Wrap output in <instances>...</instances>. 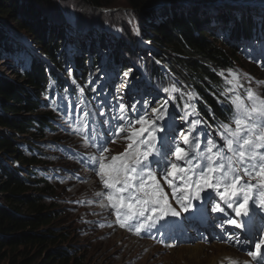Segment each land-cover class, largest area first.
Here are the masks:
<instances>
[{"label":"rangeland","instance_id":"374dc122","mask_svg":"<svg viewBox=\"0 0 264 264\" xmlns=\"http://www.w3.org/2000/svg\"><path fill=\"white\" fill-rule=\"evenodd\" d=\"M23 1L31 4L30 0ZM45 1L47 5H42L43 9L40 14H37L38 16H36V18L33 17L34 13L27 14L24 11L26 9H24L23 6H21L20 10L15 13L16 15L19 13L22 14H19L20 16L15 18L14 8L10 7L8 1L5 2V0H0V14H7L6 16L0 15V80H3L4 82L7 81L8 84L23 86L25 91L29 92L31 86L23 80V70L18 69L16 66L24 64L27 68H30L31 63L34 60L48 63L47 59H36V55H38L36 50L41 47L38 45L36 46L32 34L29 32V35L26 32L31 29L28 27L30 26L29 23H33V27L36 26L38 31L42 34L53 25L54 29L51 31L53 34L49 36L57 39L58 35H60L61 39L63 38L62 44L65 45L64 42H66L67 46L72 48L70 49L67 47L68 49H66L64 46L61 47L63 50L66 49L64 55L65 57L68 56L67 59L71 65L68 69L71 72H73V69L78 72L76 64L72 58V50H82L83 52L81 53V56H85L88 52L86 49L81 48L83 45H73V40L85 43L88 48L92 46L90 43L93 41H99L101 43V46L98 48L92 47L91 49L100 52L101 66H104L102 70L103 74H106L110 70L107 61L110 58L111 52L114 51H112L113 47L116 49L118 44L123 48L135 46L133 51H136L137 53L141 52L148 56L146 61L142 62L143 60L140 59V61L137 62L129 59L126 56L127 54L122 52V54L131 61L133 66L138 67L133 78L139 77V79L127 89L121 88L120 91L117 92L116 89L120 87V83H117L122 80L123 76H120L119 74L114 79L109 77L103 87L99 88L100 84L97 85L98 87L95 93H92L88 98L84 96L83 91L84 88L91 84L90 82L85 85V82L82 83L80 81V76L77 72H74L75 76L69 75L67 77L63 73L54 70V67L48 64L49 68L53 69L54 73L57 74L65 85L64 90L61 91L59 86H57L55 82H52L53 86H55V89L58 91L53 98V104L45 107L39 106L36 110L38 113L50 112L52 129L44 128L42 130L37 128L39 131L32 129L29 135L20 136L21 138L19 137V139L21 140H18L19 142H24L25 140L31 142L34 150L32 149L29 151L24 148L22 150L23 154H29L30 157L33 156L32 154H35L33 159L38 160L39 163L34 164L33 167L29 166L23 168L21 163L16 160L14 165H12L13 162L11 161L8 166H17L21 168L23 174L27 170L34 171L39 185L36 186L35 184H30L29 187H45L47 193L45 194L42 192V195L45 197V203L53 206V209H57L59 213L58 220L55 221L57 231L64 233L65 237L68 239L64 246H67L70 251L78 254L80 259L79 264H233L232 262L234 261L231 263L228 261L225 263L212 262V258H214V248H212V246L215 245V243H209V245H197L194 243L198 240L195 234L202 233V228L199 229L198 227L197 232H192V229L194 230L196 226L186 228L185 231L187 233L180 235V238L186 236L189 238L191 236L194 241L185 242L190 243V245L178 244L175 247H166L165 245L167 243H172L173 241H170V239L167 240L166 236L161 237L158 235L155 228L152 229L151 233L142 232V235L137 236L138 240L134 238L130 239V234L117 227L118 224L116 222L115 224L111 219L107 206L104 207L107 202L105 197L97 196L98 198H96L95 201L90 202L87 198L95 196V184L90 186H83L81 184H89L94 181L100 183V181L97 179L95 172L90 171L91 165L85 164L83 161L90 159L97 155V153L96 149L91 144L86 145L84 143L83 133L76 131V129L81 128L80 121L82 116L79 113L69 112L67 106L77 99H84L86 105L84 110L89 111L92 114L90 115L89 120L96 122L98 125L99 121L105 119L111 120V118L116 115L114 106L116 105L119 96L122 95L125 100H127L129 96L136 95L143 100L147 95L152 101L149 107H157L159 106L158 101L162 102V100L169 99L168 95L162 91L163 87L171 88V86H174L175 84L179 91L171 94L173 99L169 101V112L176 117V124L174 127L177 129H186L188 125L183 124L180 120V117L184 115L174 105V101L178 96L182 99H180V101L183 102L184 105H191L192 103L196 104L199 96L195 93L192 82L196 80V77L194 75H189V82L185 81L184 83L181 80V77L188 75L187 70L185 69V71H182L181 67L176 64H174L173 69L175 75H169L168 67L162 65L157 60L158 58H164L166 60L168 57L169 59L167 60L173 61L171 59L173 54H170L171 56L166 54L165 52H167V49L163 44H161L159 48L151 43L148 38L143 36L144 31L148 32V37H152L151 28L149 26L151 21L158 23L159 18L161 19L164 15H167L168 17L174 15L176 17H190L188 11L198 10L199 8H201V11L202 9L207 10V12L203 11L201 13L199 12L200 10H198V12L196 11L197 17H205L204 19L212 18L219 12H231L230 16L233 19H237V21L238 19L241 20V17H244L243 19H245L246 16L251 17L253 20L261 21L264 16V7H258L254 4L264 3V0H244L246 2L243 4L223 3V5H211L207 8L193 5L192 2L194 0H188L185 1L186 4L151 8L145 10L144 13L133 10L128 4V0H102L104 3H109L103 5L102 8L91 6L86 0ZM170 1L182 0H159L158 2L164 5L168 4ZM148 13H151V15L147 16L146 14ZM165 18L167 17L165 16ZM19 21H22L23 24ZM211 26L214 27L216 32H218L216 34L220 39L218 40V43L223 45L224 49H227L228 47L233 48L236 55V60L234 61L235 63L231 70L217 68L219 69L218 78L232 87L234 90L232 94H238L241 90V98L245 99V102H247L246 94L249 90L260 95L261 98H264V61H262V58L258 55L254 60V56L250 54L248 48L241 43L231 42L229 46H225L223 44V39H226V37L225 35H222V30L216 29V25L211 24ZM137 29L139 30V35L136 34ZM4 37L5 39L3 40ZM5 44H11V46L9 45L8 47H5L9 49L10 52L4 49ZM102 47H109V49L107 48V50H103ZM14 48H17V50L14 51ZM155 51H157L158 55L155 54ZM9 53H13V56ZM16 56L19 59L17 62H20L18 65H15L14 63V58ZM152 62L161 69V74L167 78V83L165 85L160 86V82L150 75L148 69H150ZM252 66L254 67V70L250 69ZM230 72L237 74L238 80H233L232 75L229 74ZM68 73L70 74L69 71ZM176 74H180V78L179 75ZM73 80H75V83H73ZM144 83L146 84V88L145 91L142 92L141 88L145 87ZM179 84H181V86ZM134 87H137L138 90L134 91ZM31 92L33 93V91ZM75 93H77L78 97L75 96ZM188 93H195L197 96V98L192 99V103H190L191 101H188ZM218 93L222 95V92L218 91ZM100 111H104L105 116H100ZM188 111H191V108H189ZM5 114L10 116L9 113ZM14 115L22 118L27 116L22 110H17ZM194 118V116L193 118L188 117V119L185 117L189 122ZM169 123L171 122L169 121ZM202 127V124L198 126L197 131H202ZM4 130V132L10 133L8 129ZM210 133L212 138L215 139L218 144L223 143L218 134L212 133L211 131ZM13 142L14 146H16V139ZM27 142L25 144H27ZM205 146L202 137L201 149L203 150ZM126 147L127 142L123 139H119L115 143L108 144L109 151L106 155L109 157L118 155L124 152ZM81 174H88V176L83 180ZM157 178L161 180V184L165 191L170 193L171 190L168 189L166 184H164L161 177L158 175ZM77 184L81 186H78ZM46 186L49 187V191L46 189ZM97 188L99 190L101 185ZM81 196H83L82 198L84 201L78 200V197ZM0 202L4 203L1 196ZM171 202L175 206L174 201ZM194 203L199 204V202ZM207 213L210 216H215V213L210 210ZM113 217L116 218L115 214ZM168 219L172 220L173 218L170 217ZM158 227L159 225H157V228ZM217 228L219 227H217V223L214 221L208 229H206L204 234H208L211 231L214 232V234H217ZM105 229H111L112 235H115L111 238L109 233H103ZM118 232L123 235L119 237ZM178 232L181 233L182 230L179 229ZM125 236L130 240H136V242L134 241L135 246H139V250H141L140 253L137 252L133 255L135 258L129 263L128 260L130 259V256H124L121 258L120 251L116 249L119 248L116 247V245H119L121 238H124ZM208 237H210V235H208ZM176 238L178 237L176 236ZM261 238H264V234L260 236L259 239ZM161 239L164 240V243L160 242ZM241 240H244V238H241ZM225 244L226 242L217 245L224 246ZM234 245L235 244L231 243L230 246L226 245L227 247L224 248L226 250L230 249L239 254L243 258V263L241 262L240 264H264V260L258 258L257 261H253L247 254L249 249L253 251L255 250L254 244H251L250 246H244V244L242 248ZM196 246H199L200 248ZM228 247L229 249H227ZM261 254L264 255V247L261 249Z\"/></svg>","mask_w":264,"mask_h":264},{"label":"snow or ice","instance_id":"6c2138e0","mask_svg":"<svg viewBox=\"0 0 264 264\" xmlns=\"http://www.w3.org/2000/svg\"><path fill=\"white\" fill-rule=\"evenodd\" d=\"M136 34L139 35L138 29ZM130 71L123 73L117 92L128 87ZM229 74L238 80L237 74ZM162 91L169 99L158 101L159 106L151 108L152 101L147 95L143 100L136 95L127 100L119 96L116 115L111 120L99 121L98 125L89 123L92 114L84 110V99L67 106L69 112L82 116L81 128L76 131L83 133L86 145L96 149L97 155L83 162L91 165L90 171L95 172L106 190L97 195L107 199L118 226L137 236L155 228L161 237H172L181 221L168 218H181L190 211L199 212L201 217L209 210L222 214L217 224L224 232L222 242L240 247L254 244L255 250L249 249L247 254L253 261L264 260L261 254L264 238L255 239L256 232L250 223L254 215H259L257 209L264 212V98L251 90L246 94L247 102L233 96L229 101L232 105L229 122L219 125L222 131L217 134L223 143L218 144L210 132L197 131L204 121L190 104L184 105V116L180 117L188 127H174L176 117L169 112V101L179 89L172 86ZM195 98V93H188V100ZM99 115L105 116V112L100 111ZM193 116L190 122L185 119ZM202 137L206 145L203 150ZM119 139L127 142L124 152L106 155L108 144ZM158 175L170 193L165 191ZM226 226L240 233L250 232L252 238L241 240L240 233L225 232Z\"/></svg>","mask_w":264,"mask_h":264},{"label":"trees","instance_id":"16d2710c","mask_svg":"<svg viewBox=\"0 0 264 264\" xmlns=\"http://www.w3.org/2000/svg\"><path fill=\"white\" fill-rule=\"evenodd\" d=\"M7 1L10 7L14 8L15 18L20 16L19 14H22H15L16 11L20 10L21 6L26 9L24 11L27 14L34 13L33 17L36 18L37 14H40L43 9L42 5H47L45 0H30L31 4L25 3L23 0H5V2ZM86 1L96 8H102L103 5L109 4L104 3L102 0ZM158 1L128 0V4L133 10L144 13L145 10L151 9ZM207 7L205 6V8ZM198 10H200V13L203 11L207 12L204 9L201 11V8ZM198 10L188 11L190 17H176L174 15L171 18L164 15L161 19L159 18L158 23L151 21L149 26L152 37H148L147 31H144L143 36L159 48L163 44L167 49L165 53L169 54V56L173 54L171 58L173 61L167 60L169 59L168 57L167 61L164 58H158L157 60L162 65L168 67L169 74L175 75L173 69L174 64H176L181 67L182 71L187 70L188 75L181 77L182 80H189V75L196 77V80L192 81L193 88L201 99L196 103V111L212 128H216L219 120H225V117L228 116L226 111H222L218 100L224 99L223 105L229 107V101L232 99V88L218 78V70H231L234 66L236 55L233 48L228 47L224 49V46L218 43V40H220L216 35L218 32L215 31L211 24L216 25V29L222 30V35L226 37V39H223L225 46H229L233 41V36H237L238 34L243 35L247 43L253 39L256 41V44L258 43V51H264V16L261 21L253 20L249 16H246L245 19L241 17V20L235 21L230 16L231 12H219L212 18L204 19L205 17H197L196 11L198 12ZM0 15L6 16L7 14ZM146 15L149 16L151 13ZM19 22L23 24L22 21ZM29 24L30 26L28 27L31 29L26 32L28 34L30 32L35 45L41 47L36 50L39 54V57L36 59H47L48 62L57 63L58 66L55 70L64 72L68 66V62L63 59L64 51L70 47L67 46L66 42H64L65 45L62 44L63 38L61 39L60 35H58L57 39L49 36L53 34L51 33L54 29L53 25L42 34L36 26L33 27V23ZM231 28L234 30H231ZM233 31L235 32L232 34ZM256 33L258 35L253 36ZM72 43L76 46L83 45L81 48L89 51L85 55L86 58L84 60H88V64L92 61L93 66L96 67L92 71L98 70L101 60L100 52L93 51L91 48H98L101 46V43L93 41L90 43L92 45L90 48L81 41L73 40ZM9 45L11 46V44H5L4 49L10 51L5 48ZM62 46L66 49H61ZM134 47L123 48L118 44L116 49L114 47L112 49L114 51L111 52L110 59L114 60V68L118 67L121 74L131 69L129 75H133L134 68L128 58L136 61H140V59L143 61L147 60L148 56L141 52L137 53L133 51ZM17 48H14V51ZM107 48L109 49V47H102L103 50H107ZM72 51L74 54L76 53L75 49ZM82 52L81 50L79 60L81 59ZM122 52L127 54L128 58ZM155 54L158 55L157 51H155ZM151 65L150 75L160 82V86L165 85L167 78L161 75V69L154 62ZM250 69L254 70V67L252 66ZM39 71L41 70L38 68H34L33 70L26 68V71L22 73V77L24 76L23 80L31 86L29 92L25 91L23 86L8 84L7 81L0 80V196L4 201V203L0 202V264H79L80 259L78 254L70 251L67 246H64L68 241L65 234L57 231L55 221L58 220L59 213L57 209H53V206L45 203V197L42 195V192L47 193L45 187H29L30 184L39 185L34 171L27 170L23 174L21 168L8 166L11 161H13L12 165H14L16 160L21 163L23 168H27L29 165L33 167L34 163H39L38 160L33 159L34 157L31 158L29 155L23 154V149H19L24 145H28L25 150L30 151L34 149L31 142H27V140L22 142L24 144L19 142L18 140H21L19 137L29 135L32 129L39 131V129L48 128L49 120L47 113H38L36 111L43 104V101H38V90L42 87L40 89L41 95L47 94V85L51 84V82L65 87L53 69L50 70L47 76L39 73ZM86 72V68L81 67L82 75L80 77H84ZM50 78H56L58 81H51ZM161 80L164 81L161 82ZM164 82L166 83L164 84ZM142 89L144 91V88ZM218 91L222 92L224 96L219 94ZM236 95L242 97L241 90ZM177 99L178 105L184 104L180 101L179 97ZM197 107L200 109L198 110ZM17 110H22L27 116L23 118L17 117L14 115ZM5 113H9L10 116H7ZM4 129H8L10 133L4 132ZM15 139L17 141L16 146H14L13 142ZM26 142L27 144H25ZM46 189L49 191L48 186H46Z\"/></svg>","mask_w":264,"mask_h":264},{"label":"bare ground","instance_id":"6f19581e","mask_svg":"<svg viewBox=\"0 0 264 264\" xmlns=\"http://www.w3.org/2000/svg\"><path fill=\"white\" fill-rule=\"evenodd\" d=\"M236 4V3H235ZM214 6H216L217 4H213ZM223 5V4H222ZM206 6H211V5H206ZM264 6V5H263ZM262 6V7H263ZM199 7V6H198ZM202 7V6H201ZM203 7H205V6H203ZM235 21H237V19H234ZM250 23H252V22H250ZM258 23V22H257ZM256 23V24H257ZM257 26V25H256ZM253 27H254V25H253ZM264 27V26H263ZM256 29H257V27H256ZM231 30H234L233 28H231ZM239 30H241V29H239ZM250 31V30H249ZM252 31V30H251ZM263 31V30H262ZM235 31H233L232 32V34L234 33ZM257 32V31H256ZM253 35V34H252ZM256 35H258L257 33L255 34V35H253V36H256ZM259 36H260V34H259ZM219 39V38H218ZM249 41V40H248ZM232 43H241V44H243L244 46H246L247 48H248V50H249V52H250V54H252L253 56H254V54L258 51V47H257V44H256V42L252 39L251 40V42H246V39H245V37L243 36V35H238L237 34V36H233V41H232ZM10 52V51H9ZM87 53H89V51L87 52ZM9 54H11V53H9ZM90 54L93 56V54L90 52ZM12 56H13V53L11 54ZM86 55V54H85ZM37 57H39V54L38 55H36V58ZM14 58V57H13ZM80 58V57H79ZM86 58V56H81V59L80 60H78V61H74V63L76 64V68L78 69V71H79V69L81 68V67H83V66H86V64L88 65V60H84ZM63 59H65L67 62H68V59L67 58H65L64 56H63ZM19 59H18V57L16 56L15 58H14V63H15V65H18V63H20V62H17ZM81 60H83V62H81ZM48 62V61H47ZM142 62H144V61H142ZM91 63H92V61H91ZM48 64H50V66H53L54 67V70L57 68V63H53V62H48V63H42V62H39V61H36V60H34L32 63H31V66H30V69L31 70H33L34 68H38L39 70H41V71H39V73H43V74H45V76H47V75H49V73H50V70H51V68H49V65ZM149 64V63H148ZM69 66H71L70 65V63L68 62V66H67V68L64 70V72H62V71H59V72H61V73H63L64 75H74V72H77V70H74L73 69V72H71L68 68H69ZM152 66V65H151ZM18 69H21V70H23V72H25L26 71V66L24 65V64H22V65H18V66H16ZM151 68V67H150ZM163 68V67H162ZM149 70V69H148ZM226 70V69H225ZM68 71L70 72V74L68 73ZM149 71H151V69L149 70ZM31 72V71H30ZM38 72V71H37ZM78 73V72H77ZM83 73V72H82ZM160 73H162V72H160ZM43 74H42V76H43ZM153 75V74H152ZM157 75V74H156ZM162 75V74H161ZM170 75V74H169ZM179 75V77L181 76L180 74H178ZM67 76V77H68ZM75 76V75H74ZM123 76V75H122ZM40 77V76H39ZM50 77V76H49ZM170 77V76H169ZM51 79V81H58L56 78H50ZM162 79V78H161ZM184 79V78H183ZM182 80V79H181ZM162 81H164V80H161V82ZM169 81V80H168ZM184 83H185V81L184 80H182ZM188 82H189V80H187ZM171 82V81H170ZM177 82V81H176ZM166 82H164V84H165ZM172 83V82H171ZM175 83V82H174ZM173 83V84H174ZM51 84H53L52 82H51ZM154 84V83H153ZM172 84V85H173ZM227 84V83H226ZM168 85V84H167ZM180 86H181V84H179ZM199 85H202V84H199ZM65 86V85H64ZM170 86V85H169ZM174 86L176 87V85L174 84ZM230 86V85H229ZM172 87V86H171ZM200 87V86H199ZM203 87V86H202ZM231 87V86H230ZM164 88V87H163ZM181 88H184V87H181ZM232 88V87H231ZM41 89V88H40ZM40 89L38 90V101L39 102H41V101H43V96L41 95V93H40ZM194 89V88H193ZM200 89H201V87H200ZM72 90V89H71ZM70 90V91H71ZM74 91V90H73ZM210 91V90H209ZM87 92V91H86ZM196 92V91H195ZM231 92H234V90L233 89H231ZM63 95V94H62ZM160 95V94H159ZM175 95V94H174ZM182 95V94H181ZM235 95H236V93H235ZM234 94H232V97L233 96H235ZM184 96H185V93H184ZM237 96V95H236ZM176 97V96H175ZM51 98H53V97H51ZM177 98H178V96H177ZM183 98V97H182ZM181 99V98H180ZM178 100V99H177ZM182 100V99H181ZM184 100V99H183ZM201 100V99H200ZM189 101V100H188ZM192 101V100H191ZM191 103V102H190ZM180 104V103H179ZM192 105V104H191ZM60 106V105H59ZM115 107V106H114ZM199 107V106H198ZM197 107V108H198ZM114 109V108H113ZM200 108H198V110H199ZM110 113V112H109ZM112 115V114H111ZM89 123L90 124H97L96 122H94V121H92V120H89ZM181 125H183V124H181ZM186 126V125H185ZM38 128V127H37ZM48 128H51V125L49 124L48 125ZM47 128V129H48ZM52 129V128H51ZM45 131V130H44ZM31 132V131H30ZM36 132V131H35ZM22 143V142H21ZM22 144H24V143H22ZM26 146H28V145H24V146H21V148L22 149H24V148H26ZM20 148V149H21ZM34 150V149H33ZM25 154V153H24ZM83 154V153H82ZM23 155V154H22ZM26 155V154H25ZM28 155V154H27ZM33 155V154H32ZM39 157V156H38ZM86 157H87V155H86ZM32 158V157H31ZM30 159V158H29ZM40 159V158H39ZM82 159V158H81ZM13 162V161H12ZM38 162V161H37ZM83 163V162H82ZM33 164V163H32ZM35 164V163H34ZM29 166H32V165H29ZM38 173V172H37ZM87 176H88V174H81V178L83 179V180H85L86 178H87ZM97 179L99 180V178H98V176H97ZM41 180V179H40ZM83 182V181H82ZM68 183V182H67ZM92 184H95V186H94V188H96V192H95V196L94 197H90V198H87L88 200H90V202L91 201H95L96 200V198H98L97 196V193L98 192H104V191H106V190H104L103 189V186H102V184L101 183H99L98 181H94V182H92V183H89V184H81V185H83V186H90V185H92ZM70 185V184H69ZM78 185V184H77ZM81 185H78V186H81ZM100 185H101V188L98 190V188L97 187H100ZM62 186V185H61ZM64 186V185H63ZM82 186V187H83ZM76 187V186H75ZM68 188V187H67ZM73 188V187H72ZM76 189V188H75ZM69 190V189H68ZM74 190V189H73ZM89 190V189H88ZM84 191V190H83ZM91 192V191H90ZM78 194H80L79 192H77ZM77 193H75V194H77ZM89 194V193H88ZM83 195V194H82ZM83 196H81V197H78V200H80V201H84V199L82 198ZM87 197V196H86ZM85 197V198H86ZM99 200H101V199H99ZM105 201V200H104ZM88 202V201H87ZM105 206H107V209H108V211H109V213H110V215H111V219L113 220V222L115 223L116 222V218H114L113 216H114V213H113V209H111L109 206H108V201L106 202V204L104 205V207ZM112 211V212H111ZM193 212V214L194 215H196V216H199L200 215V213L199 212H195V211H192ZM174 219H177V218H174ZM116 224V223H115ZM117 226V225H116ZM117 227H119V226H117ZM120 228V227H119ZM120 229H122V228H120ZM123 231H126V232H128L129 234H130V239H132V238H134V239H137L138 240V238H137V235H135V234H133L132 232H130V231H128V230H126V229H122ZM118 231H120V230H118ZM103 233H109L111 236V238L115 235V234H113L112 235V232H111V229H105L104 231H103ZM123 234L122 233H120V232H118V236L120 237V236H122ZM141 235H142V233H141ZM130 239H128L126 236L124 237V238H121V240H120V243H119V245H116V247H119V248H116L118 251H120V256H121V258L122 257H124V256H130V259L128 260V263L133 259V258H135V257H133V255L135 254V253H137V252H141V250H139V246H135V242H136V240H130ZM135 241V242H134ZM138 242V241H137ZM115 243V242H114ZM116 244V243H115ZM228 246H230V244H227ZM235 246V245H234ZM196 247H199V246H196ZM202 247V246H201ZM224 247H227L226 245H224V246H221V245H217V244H215V245H213L212 246V248H214V250H213V256H214V258H212V256H211V258H212V262L214 261V263L215 262H218V263H225L226 261H228V262H232V261H238L239 262V264L243 261L242 259V257L239 255V254H237V253H235V252H233V251H231L230 249H229V247L227 248V249H229V250H226ZM200 248V247H199ZM242 248V247H241ZM116 251V250H115ZM126 258H128V257H126ZM231 258V259H230ZM134 260V259H133ZM233 263V262H232ZM243 263V262H242ZM212 264V263H211Z\"/></svg>","mask_w":264,"mask_h":264},{"label":"water","instance_id":"95a60500","mask_svg":"<svg viewBox=\"0 0 264 264\" xmlns=\"http://www.w3.org/2000/svg\"><path fill=\"white\" fill-rule=\"evenodd\" d=\"M185 1H188V0L170 1L168 4H164V5H162L160 2H157V3H155L153 5L152 8H158V7H161V6H170V5H182V4H186ZM245 2L246 1H244V0H194L192 2V4L193 5H196V6H206V5L223 4V3H230V4L238 3V4H243ZM254 5L255 6H258V7H262L264 5V3H255Z\"/></svg>","mask_w":264,"mask_h":264},{"label":"clouds","instance_id":"9594fccd","mask_svg":"<svg viewBox=\"0 0 264 264\" xmlns=\"http://www.w3.org/2000/svg\"><path fill=\"white\" fill-rule=\"evenodd\" d=\"M78 50V49H77ZM75 51H76V49H75ZM79 52L81 51V50H78ZM78 55V54H77ZM25 149H27V148H25ZM29 155V154H28ZM33 157V156H32Z\"/></svg>","mask_w":264,"mask_h":264}]
</instances>
